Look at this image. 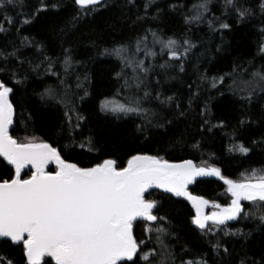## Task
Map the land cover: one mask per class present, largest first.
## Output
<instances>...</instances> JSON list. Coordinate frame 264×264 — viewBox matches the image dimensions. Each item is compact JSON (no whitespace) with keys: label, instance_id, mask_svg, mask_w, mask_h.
<instances>
[{"label":"snow or ice","instance_id":"obj_1","mask_svg":"<svg viewBox=\"0 0 264 264\" xmlns=\"http://www.w3.org/2000/svg\"><path fill=\"white\" fill-rule=\"evenodd\" d=\"M74 2L81 9L104 4V0ZM133 2L134 0H128L129 4ZM153 3L155 0H145V10ZM22 4L23 0H0V35L4 37V43L0 46V76H7L13 85H22L28 79L27 74H23V79H17V76L21 75L20 69L26 62L32 72H39L41 65L47 63L43 73L56 76L63 91L58 92L55 87L46 86L38 95L42 101H54L63 109L64 119L58 131L62 137L66 133L71 141V145L65 147L77 146L88 152L99 151L95 148L94 137L83 135L82 125L86 123V117L80 113L69 96L71 89L66 81L54 71L53 59L45 55L40 63L33 65L30 60L21 58L22 48L35 47L42 51L34 38L20 35L22 26L30 24L31 19L21 20V26L15 27L16 19L9 15L10 10ZM212 4L213 0H199V3L189 9L194 15L184 14V23L189 26L206 23L209 31L214 33L231 30L229 23L221 22L222 17H234L238 25L259 19L260 26L257 31L261 34V43L257 55L264 54V0H222V15H213L206 19ZM181 7L183 5H169L171 11ZM45 8L42 0L41 9L37 11ZM159 13L160 10L152 19H158ZM137 19L144 17L137 16ZM13 27L15 36L8 39ZM149 36L152 37L151 48L148 45ZM156 45H159L158 52L154 50ZM9 46L11 51H7ZM95 46L93 43V47ZM195 47L186 36L182 40L174 36L164 38L162 30L147 29L145 35L136 38L134 51L129 43L104 48L100 55L115 56L121 68L115 73L117 89L111 97L106 96L99 101V111L110 114L117 120L130 115L139 116L143 121L136 125L139 132H144L146 126L152 125L150 117L158 115L156 111L143 107L146 102L156 101L168 108L175 104V111L183 117L185 112L181 110L182 104L175 95L164 98H161L160 92L153 95L149 74L157 67L162 70L178 69L180 73H184L189 53ZM217 50H220L219 46ZM140 53L145 58L163 59L167 56L168 59L159 65L149 61L146 66L145 59L139 58ZM62 55L64 73L67 75L73 64L71 48H63ZM13 59L17 62L16 67L11 66ZM247 63L252 66V61ZM129 68L132 69L131 76L125 71ZM237 76H248V79L237 81ZM226 78L232 79V84L228 87L234 95L239 94L242 103L251 105L254 99L259 98V94H264V64L249 72L248 68L234 62L231 72L211 79L210 87L223 85ZM87 79L85 75V80ZM77 80L79 81V77ZM207 80V75H200L201 82ZM237 83L243 87L237 88ZM76 87L83 91V96L73 93L77 99L83 100L90 95L83 82H78ZM141 91L143 95H139ZM13 92L14 88L0 79V157L14 170L6 174L10 178L0 179V238H7L4 243L10 241L12 245H22L24 264H48L46 257H50L55 264H177V256L165 243L166 237L174 235L165 227L170 221L165 216L154 214L159 207L156 200L145 198L153 188L163 189L175 197H184L191 202L195 215L190 222L205 236L218 237L222 226L224 236L249 235L250 233H243L241 230H227V222L236 221L241 215L245 219H258L259 224L264 225V169H253L251 175L235 181L226 178L217 167L198 166L192 160L170 163L163 157L148 154L131 155L123 165L115 158H105L92 166H80L64 159L58 148L43 139L26 136L19 140L9 134L15 115L10 100ZM122 93L125 94L123 101L118 99ZM197 96L198 93H193L189 97V106ZM207 112L205 105L201 115H206ZM27 120L30 121L31 117ZM168 122L171 123V120ZM248 122L250 118H241L239 123L243 127ZM208 123L205 119L204 125ZM155 126L163 127L162 124ZM222 126L223 124L213 125ZM77 133L81 136L78 144ZM258 143L264 141L253 140L252 147H256ZM251 150L243 143L229 148V151L245 156ZM53 163L55 171H49L48 166ZM25 168H29L31 172L26 179L21 176ZM198 177H218L222 180L227 186L231 202L226 206L213 202L210 206L214 211L205 213L204 208L209 206V201L188 191L189 185L195 183ZM241 201L252 202L255 207L245 211ZM137 222L145 225V240L138 241L134 235V224ZM150 243L154 246L148 248ZM209 244L211 252L220 257L221 261L224 257H230L229 249L222 248L221 240L216 239L215 243L209 241ZM144 248L148 250L144 251ZM181 251L186 253L190 250L184 248ZM0 264H14V261L0 256ZM179 264H208V261L203 256L190 260L179 258ZM238 264H249V258L242 257ZM252 264H264V260L253 261Z\"/></svg>","mask_w":264,"mask_h":264},{"label":"trees","instance_id":"obj_2","mask_svg":"<svg viewBox=\"0 0 264 264\" xmlns=\"http://www.w3.org/2000/svg\"><path fill=\"white\" fill-rule=\"evenodd\" d=\"M144 2L145 0H134L129 4L128 0H104L103 6L81 9L74 0H43L46 8L37 11L41 9L42 0H23L22 5L10 10L9 15L16 19L15 27L21 26V20L31 19L30 24L22 26L20 35L34 38L35 43L42 49L38 51L35 47L22 48L21 58L30 60L33 65L40 63L45 55L53 59L54 71L66 81L71 89L69 96L80 113L86 117V123L82 125L83 135H92L95 148L99 151L88 152L77 146L65 147L71 145V141L66 133L62 137L58 131L64 119L63 109L54 101H42L38 95L46 86L55 87L58 92L63 91L56 76L43 73L47 63L41 65L39 72H32L26 62L20 69L21 75L17 76V79H23V74H27L28 79L22 85H13L7 76H0L9 87L14 88L10 95L15 109L10 135L19 140L26 136L43 139L58 148L64 159L84 167L92 166L105 158H115L123 165L131 155L148 154L163 157L171 163L192 160L198 166L217 167L226 178L235 181L251 175L253 169H264V143L252 147L253 140L264 141V94H259V98L248 105L241 102L239 94L234 95L229 89L231 78H226L223 85H217V88L210 87L211 79L231 72L234 62L242 64L249 72L264 64V54L257 55L261 43V34L257 31L260 26L259 19L238 25L234 17H222L221 22L229 23L231 30L213 33L209 31L206 23L190 26L184 23V14L194 15L189 9L199 3V0H155L147 10ZM221 2L222 0H213L206 19L213 15H222ZM171 4L183 7L171 11ZM158 10L159 18L153 20L152 17L157 15ZM137 16L144 19L138 20ZM4 26L8 27L7 24ZM15 27L8 39L15 36ZM147 29L162 30L164 38L174 36L182 40L186 36L196 47L189 53L184 73H180L178 69L162 70L157 67L149 74L153 95L156 92L162 94L161 98L175 95L182 104L181 110L185 115H178L175 104L168 108L156 101L146 102L143 107L156 111L158 115L150 117L152 125L146 126L144 132H139L136 125L143 123L139 116L130 115L117 120L114 116L99 111V101L106 96L111 97L117 89L115 73L121 68L115 56H103L100 53L104 48L125 43H129L134 51L136 38L145 35ZM3 43L4 37L0 35V46ZM148 45L152 47L151 36L148 37ZM69 47L73 64L65 75L62 49ZM11 50L9 46L7 51ZM154 50L158 52L159 45ZM139 58L145 59L146 66L149 61L159 65L168 59L167 56L163 59L145 58L143 53L139 54ZM248 61H252V66L248 65ZM11 66H17L14 59ZM125 71L129 76L132 75V69ZM201 74L207 75L208 80L201 82ZM236 79L247 80L248 76H237ZM78 82H83L90 93L83 100L73 95L75 93L83 96V91L76 87ZM240 87L243 85L237 83V88ZM193 93H198V96L193 98L189 106V97ZM124 95L122 93L118 99L123 101ZM139 95H143V92ZM205 105L208 112L202 116L201 111ZM29 116L30 121L27 120ZM241 118H250V122L241 127ZM205 119L209 121L207 125H204ZM157 124H162L163 127L155 126ZM220 124L223 126L213 127ZM80 139L81 136L77 133V144ZM239 143L250 147L251 152L245 156L229 151L232 145ZM194 145L198 147H193ZM48 170L54 171V167L50 164ZM13 171L11 166L0 159V179L10 178L6 174ZM30 175L28 170L21 173L25 179ZM188 190L192 195L201 196L222 206L231 202L226 185L213 177L197 179ZM145 198L156 200L159 207L154 214L165 216L170 221L165 227L174 235L166 237L165 243L177 256V264L179 258L190 260L201 256L207 259L208 264H238L242 257H248L249 264L264 260V225H260L258 219H245L241 215L238 220L227 222V230L250 233L247 236H224L223 226L218 237L205 236L191 224V217L195 212L185 200L158 190L149 191ZM241 204L245 211L255 207L249 201H242ZM144 227L143 222L134 224V235L138 241L146 239ZM216 239L221 240L222 248H228L231 254L230 257H224L223 261L211 252L209 241L215 243ZM4 240L6 239H0V256L14 261V264H24L22 245H12L10 241L4 243ZM153 246L148 244V248ZM184 248L190 251L182 253ZM45 260L48 264H55L49 257Z\"/></svg>","mask_w":264,"mask_h":264},{"label":"water","instance_id":"obj_3","mask_svg":"<svg viewBox=\"0 0 264 264\" xmlns=\"http://www.w3.org/2000/svg\"><path fill=\"white\" fill-rule=\"evenodd\" d=\"M86 7H91V6H85V8ZM11 128H12V126H10V128H9V132H10V130H11ZM10 134V133H9ZM0 159H3L2 157H0ZM5 163L7 164V162L5 161ZM171 163V162H170ZM180 163V162H179ZM53 167H54V171H55V164L53 163V164H51ZM10 166V165H9ZM49 167V166H48ZM29 168H30V166H29ZM29 168H25V169H23V170H28V171H30L29 170ZM22 170V171H23ZM199 178H204V177H198L197 179H199ZM191 185H189V187H190ZM189 187H188V189H189ZM151 190H158V191H162V192H165L163 189H156V188H153V189H150L149 191H151ZM189 191V190H188ZM165 193H167V192H165ZM167 194H171V193H167ZM172 195V194H171ZM195 196V195H194ZM177 198H180V199H183V200H185L191 207H192V205H191V202H189L188 200H186L184 197H177ZM242 202V201H241ZM207 206H205V208H206ZM205 208H204V210H205ZM194 210V212H195V209H193ZM229 222H231V221H229ZM0 239H7V238H0ZM50 258V257H49ZM55 262V261H54Z\"/></svg>","mask_w":264,"mask_h":264},{"label":"rangeland","instance_id":"obj_4","mask_svg":"<svg viewBox=\"0 0 264 264\" xmlns=\"http://www.w3.org/2000/svg\"><path fill=\"white\" fill-rule=\"evenodd\" d=\"M216 179H219L218 177H213ZM220 180V179H219ZM222 181V180H221ZM223 182V181H222ZM227 187V186H226ZM212 202H209V206H207L204 210L205 213H211L212 211H214V209L210 206ZM224 206V205H223Z\"/></svg>","mask_w":264,"mask_h":264}]
</instances>
